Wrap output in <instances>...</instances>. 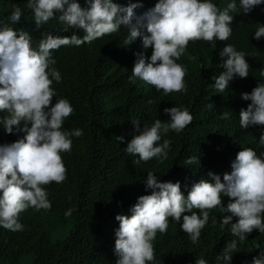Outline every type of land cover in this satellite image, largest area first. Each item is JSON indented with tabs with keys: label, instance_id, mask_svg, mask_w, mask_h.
Segmentation results:
<instances>
[{
	"label": "clouds",
	"instance_id": "obj_1",
	"mask_svg": "<svg viewBox=\"0 0 264 264\" xmlns=\"http://www.w3.org/2000/svg\"><path fill=\"white\" fill-rule=\"evenodd\" d=\"M80 1H85V7ZM214 1L220 0H0V226L22 231L21 212L29 207L37 211L51 208L42 186L66 179L60 153L69 155L70 137L83 134L82 129L62 130L73 108L53 81H61L57 55L65 46L94 41L114 51L131 47L130 67L135 62L130 82L137 79L144 87L151 85V91L162 98L187 93L196 63L190 47L201 43L211 48L214 57L207 78L210 99L222 97L236 76L248 77L246 54L237 51L229 38L234 19L230 13L237 12V4L232 0L220 10ZM262 3L240 0L243 12L249 14L256 13L255 6ZM262 37L264 25L259 24L254 38ZM241 96L251 103L237 115L238 126L252 133L261 149L264 83ZM164 112L170 117L167 122L157 119L150 126L139 119L131 121L139 135L125 149L131 154L127 156L129 173L138 174L155 157L163 163L171 141L159 143L161 133H179L193 120L186 108L174 106ZM229 115L224 112L222 118ZM116 139L122 142L125 138ZM257 151L235 146L222 167L209 170L194 185L187 178L160 182L148 172L139 189L129 190L120 203L125 215L115 217L119 221L116 264L153 261L158 238L172 227L187 241L160 257L169 264H211L201 245L204 236L224 264H230L237 254L244 255V250L252 254V264H264V239L255 251L244 248L252 236H264V159ZM197 162L196 155L185 161ZM72 211L68 209L65 215Z\"/></svg>",
	"mask_w": 264,
	"mask_h": 264
},
{
	"label": "trees",
	"instance_id": "obj_2",
	"mask_svg": "<svg viewBox=\"0 0 264 264\" xmlns=\"http://www.w3.org/2000/svg\"><path fill=\"white\" fill-rule=\"evenodd\" d=\"M230 2L232 0L213 3L223 10ZM235 3L237 12L230 13L234 17L230 43L246 54L250 67L247 78L236 76L235 82L230 81L229 88L217 99H210L207 89L214 57L206 43L190 47L196 59L193 67L196 71L192 69L190 73L187 93L170 98L157 96L151 91V85L144 87L137 79L136 83L130 82L135 62L133 59L130 67L131 47L128 51H114L103 42L94 41L79 47L65 46L57 55L63 73H60L61 81H53L59 86L58 93L68 97L73 108L71 115L64 119L62 130L82 129L83 134L70 137L69 155L60 153L67 169L66 179L59 184L52 182L42 186L48 193L51 208L37 211L29 207L21 212L22 231L13 232L0 226V264H116L115 230L119 221L115 217L125 215L120 203L126 200L129 190L139 189L148 172H153L160 182L166 178H187L194 185L209 170L222 167L235 146L256 148L257 155L264 159V147L260 149L253 134L243 131L237 123L241 109H247L251 103L242 99L241 94L251 93L258 84L264 83L261 75L264 37L254 38L258 25H264V3L255 6L257 12L253 14L243 12L240 0ZM79 4L85 7V1ZM1 12L0 9V20ZM174 106L188 109L192 122L179 133L171 130L161 133L159 143L165 139L171 141L163 163L155 157V161L144 165L138 174L129 173L127 156L131 154L125 149L131 139L139 135L131 121L139 119L150 126L157 119L167 122L170 117L164 109ZM224 112L230 113L229 118H222ZM117 136H123L124 141L118 142ZM193 155L200 163L186 164ZM187 195L184 194L185 198ZM68 209H73L70 216L65 215ZM263 239V235L252 236L244 248L255 251ZM186 241L172 227L158 238L155 259L147 264H169L160 257ZM201 245L211 264H224L223 260H217L218 251L205 236ZM245 253L233 256L230 264H252L249 260L252 254L247 253V257Z\"/></svg>",
	"mask_w": 264,
	"mask_h": 264
},
{
	"label": "bare ground",
	"instance_id": "obj_3",
	"mask_svg": "<svg viewBox=\"0 0 264 264\" xmlns=\"http://www.w3.org/2000/svg\"><path fill=\"white\" fill-rule=\"evenodd\" d=\"M82 3H83V1H82ZM97 48H98V47H97ZM94 49H95V48H94ZM95 50H96V49H95ZM98 50H99V49H98ZM195 69H196V68H195ZM195 69L193 68V70H195ZM195 71H196V70H195ZM121 78H122V77H121ZM113 79H114V78H113ZM113 79H112V80H113ZM109 80H110V79H109ZM114 80H115V79H114ZM120 80H121V79H120ZM124 86H125V85H124ZM124 86H123V88H124ZM126 86H127V85H126ZM135 97H136V96H135ZM200 100H201V99H200ZM196 101H197V99H196ZM218 101H219V100H218ZM212 103H213V102H212ZM212 103H211V104H212ZM214 103H215V102H214ZM217 103H218V102H217ZM217 103H216V104H217ZM172 105H173V104H172ZM175 105H176V104H175ZM168 107H169V106H168ZM166 108H167V107H166ZM230 121H231V120H230Z\"/></svg>",
	"mask_w": 264,
	"mask_h": 264
}]
</instances>
